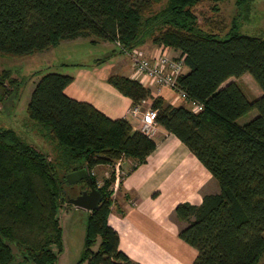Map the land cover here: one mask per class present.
<instances>
[{
    "label": "trees",
    "instance_id": "trees-1",
    "mask_svg": "<svg viewBox=\"0 0 264 264\" xmlns=\"http://www.w3.org/2000/svg\"><path fill=\"white\" fill-rule=\"evenodd\" d=\"M198 1L0 0V54L27 56L78 37L111 42L121 54L147 41L179 50L188 70L177 76L175 90L200 103L197 112L152 96L127 75L111 73L106 81L132 106L149 99L155 123L184 143L218 184L199 204L183 201L173 209L178 237L196 249L190 264H264V39L204 30L193 10ZM244 73L260 88L259 96L247 98L233 80L223 84ZM72 80L61 72L41 75L25 107L53 145V159L16 130L0 126V264H56L65 175L80 168H86L101 201L88 211L78 262L141 264L118 248V233L107 221L115 171L98 185L91 169L128 162L119 174L121 188L123 178L147 162L156 142L127 118H110L68 96L64 88ZM18 88L11 71L0 70V100ZM252 109L257 114L239 124Z\"/></svg>",
    "mask_w": 264,
    "mask_h": 264
},
{
    "label": "crops",
    "instance_id": "crops-1",
    "mask_svg": "<svg viewBox=\"0 0 264 264\" xmlns=\"http://www.w3.org/2000/svg\"><path fill=\"white\" fill-rule=\"evenodd\" d=\"M139 48L147 56L161 53L171 57L180 55L179 50L149 41ZM113 55V60L103 64L93 62L80 65L71 73L61 72L73 76L64 92L76 100L91 103L110 118H127L137 129H140L141 113L147 109L150 100H147L146 107H141L140 114L132 115L131 99L106 81L109 74L119 73L137 79L151 90L152 96L160 95L173 105L186 104L174 89L161 87L154 79L135 73L125 54ZM187 70L186 66L185 72ZM154 130L155 134L151 137L156 142V148L145 164L123 178L121 188L113 193L114 203L107 218L108 224L118 233V248L141 264H165L175 254L176 244L183 241L177 235L178 224L172 217L177 203L188 201L199 204L203 194L219 189L211 173L184 143L156 123ZM97 167L100 168V175L108 173V165ZM184 246L196 255L195 248L188 244Z\"/></svg>",
    "mask_w": 264,
    "mask_h": 264
},
{
    "label": "rangeland",
    "instance_id": "rangeland-1",
    "mask_svg": "<svg viewBox=\"0 0 264 264\" xmlns=\"http://www.w3.org/2000/svg\"><path fill=\"white\" fill-rule=\"evenodd\" d=\"M193 10L197 15L199 25L204 30L216 31L215 33L220 37L237 32L264 39V0H242L239 4L237 0H199ZM90 39L87 37L63 39L55 46L22 57L0 54V70L9 69L12 77L19 80L17 93L10 94L0 100V126L16 130L22 138L33 143L38 150L47 153L48 159H53V145L40 134L38 124L28 118L25 111L26 104L35 82L41 75L47 72L71 73L76 67L90 65L96 59L111 60L114 58L113 54L118 57L119 53L113 51V49L116 50L113 43L103 44L99 40L91 42ZM123 54L126 55V53ZM127 59L129 60L128 57ZM231 80L238 83L249 99L261 94L260 88L249 73H244L238 78L230 77L223 84ZM142 106L146 107L147 103ZM256 114V109H252L238 118L237 122L245 123ZM117 163H119L118 171L121 176L127 170L128 162L122 164L118 160L114 166L108 165L107 171L108 173L112 170L115 171ZM91 172L99 184L103 177L108 175V173L104 176L100 175V168L97 166ZM120 176L118 175L119 179ZM214 181L218 187L216 180ZM117 183H114L112 187L114 193L120 189L117 186L115 189ZM75 184L74 189L78 190L81 182ZM87 215V209L75 207L69 202L63 203L59 208L58 219L62 228V249L58 253V248L52 247L57 252L56 264H86L85 261H78L85 247L84 229ZM174 221L176 222V220ZM186 244L184 241L176 244L175 254L166 260L165 264H190L195 255L185 249L184 245ZM96 248L97 245L92 247L94 250Z\"/></svg>",
    "mask_w": 264,
    "mask_h": 264
},
{
    "label": "built area",
    "instance_id": "built-area-1",
    "mask_svg": "<svg viewBox=\"0 0 264 264\" xmlns=\"http://www.w3.org/2000/svg\"><path fill=\"white\" fill-rule=\"evenodd\" d=\"M117 44L119 45L118 42ZM125 53L129 58L131 69L135 73L141 74L147 78L154 79L161 87H168L175 90L177 76L185 72L186 65L184 63V58L182 55L171 57L161 53L147 56L139 47L126 50ZM176 92L178 93L179 97L182 98L184 102H186V104L192 111L197 112L202 109V105L200 103L195 101H186L184 92ZM144 103H147V100H142L140 104L132 106L130 110L131 114L134 116L140 114L141 107ZM149 104L147 109L143 113H141V116L139 118V128L147 135L153 136L155 134V110H152L149 107ZM118 165L119 163H117V165L115 166V183H117L119 179Z\"/></svg>",
    "mask_w": 264,
    "mask_h": 264
},
{
    "label": "water",
    "instance_id": "water-1",
    "mask_svg": "<svg viewBox=\"0 0 264 264\" xmlns=\"http://www.w3.org/2000/svg\"><path fill=\"white\" fill-rule=\"evenodd\" d=\"M66 183L73 185L81 180L86 181L85 187L75 196L66 199V202L87 210L95 209L101 201V193L94 187L88 177L86 168L70 171L65 175Z\"/></svg>",
    "mask_w": 264,
    "mask_h": 264
},
{
    "label": "flooded vegetation",
    "instance_id": "flooded-vegetation-1",
    "mask_svg": "<svg viewBox=\"0 0 264 264\" xmlns=\"http://www.w3.org/2000/svg\"><path fill=\"white\" fill-rule=\"evenodd\" d=\"M80 182H81V185L78 188V190L77 189L76 190L74 189V185H76V184H73V185L64 184V186H63V188H64L63 189V192L65 194L64 195L65 199H67L69 197H72V196H75V195H77L78 193L81 192L82 188L85 187V185H86V181L85 180H81Z\"/></svg>",
    "mask_w": 264,
    "mask_h": 264
}]
</instances>
